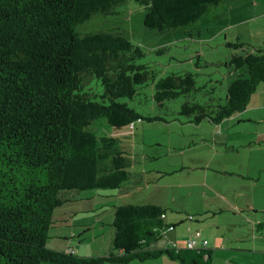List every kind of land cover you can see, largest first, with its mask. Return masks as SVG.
Listing matches in <instances>:
<instances>
[{
    "label": "trees",
    "instance_id": "16d2710c",
    "mask_svg": "<svg viewBox=\"0 0 264 264\" xmlns=\"http://www.w3.org/2000/svg\"><path fill=\"white\" fill-rule=\"evenodd\" d=\"M124 1L0 0V264H129L163 255L181 264H213L202 243L151 248L175 228L165 222L166 211L151 203L114 206L113 249L107 254L83 256L48 244L61 221L56 210L76 195L69 192L117 190L131 178L118 139L98 136L92 122L104 117L123 128L137 120L165 121L145 118L121 101L156 77L136 62L144 55L141 47L121 32L76 31L95 14L116 13ZM137 1L146 10L145 26L166 30L196 21L223 0ZM228 45L230 64L245 65L248 75L229 84L223 102L213 90L205 104L186 100L179 114L191 122L219 124L244 111L264 82V49L242 41ZM92 78L101 82L102 93L86 90ZM201 89L193 73H172L154 83L153 97L162 108Z\"/></svg>",
    "mask_w": 264,
    "mask_h": 264
},
{
    "label": "rangeland",
    "instance_id": "374dc122",
    "mask_svg": "<svg viewBox=\"0 0 264 264\" xmlns=\"http://www.w3.org/2000/svg\"><path fill=\"white\" fill-rule=\"evenodd\" d=\"M145 11V7L137 0H125L116 7V13L95 14L92 18L77 24L76 31L80 35L97 31L121 32L141 47L144 55L136 62L146 66L156 77L155 79L150 77L147 83L139 86L134 98H122L121 101L126 102L145 118L161 116L165 121L137 120L123 128L112 126L104 117L92 122L90 129L98 136L108 135L118 139V148L128 155L131 178L117 190L92 189L69 192L76 195L73 196V200L56 210L55 220L59 218L66 220L64 223L56 224L51 230L49 246L54 243L62 246L72 242L90 252L112 248L113 230L109 224L112 223L114 216V211L111 210L113 204L164 202L166 205L174 207L183 205L187 210H194L192 206L197 202L193 197L200 194L198 199L201 198V192L205 189L198 184L192 186L186 184L190 180H198L196 178L201 172L188 167L189 165L182 170V161L185 164L195 162L202 164L203 160L205 162L213 157L212 167L222 166L233 170L237 167L235 164L239 162L238 159L236 163L234 162L235 156L237 158L252 154L256 157L264 156V149L258 148V145L254 144L251 147L253 149L245 145L249 139L255 142L260 140V137H255V133L257 129L261 131L264 129V122L238 123V119L235 120L233 122L235 125L230 131L232 142L237 144L235 151L219 149L213 155L216 144L212 143L210 138H206L210 141L211 147L203 145V139L198 133L204 129L209 130L212 124L203 121L198 128L199 124L189 122L187 117L179 114L181 105L188 99L202 104L207 103L210 96L207 91L213 90L212 95L223 102L229 84L239 75H248L245 65L236 69L230 64L233 49L228 43L242 41L249 44L248 46L264 48V0H223L217 5L210 6L196 21L166 30L146 27ZM188 72L194 74L196 87L202 89L187 96L182 95L168 100L164 107H159L153 97L154 83L172 73L183 75ZM86 90L92 94H100L103 92V86L98 79L92 78L86 85ZM243 113L254 114L252 111ZM177 169L179 174L176 175L180 179H172L174 176L169 173L165 175V172ZM255 172L257 173L256 169ZM218 176L221 179L224 176L230 177L229 174ZM179 181L183 182L184 186L171 184ZM123 191L128 194L120 196ZM208 196L212 197L210 191ZM203 200L201 198L199 203ZM103 204L105 206L102 208L95 209L96 205ZM67 211L73 212L66 213ZM94 219L103 222V225L98 223V226L100 225L98 233L96 224L92 230H88L87 225ZM103 230L104 232L100 233ZM196 231L189 237H193ZM165 239L166 236H163L158 242ZM215 264H220L219 258Z\"/></svg>",
    "mask_w": 264,
    "mask_h": 264
},
{
    "label": "crops",
    "instance_id": "0c3cea01",
    "mask_svg": "<svg viewBox=\"0 0 264 264\" xmlns=\"http://www.w3.org/2000/svg\"><path fill=\"white\" fill-rule=\"evenodd\" d=\"M252 103L255 105H252ZM244 111H252L254 114L248 115L247 113H243ZM244 111L235 113L219 124L209 121L212 124L209 130L204 129L203 132H198L200 138L203 139V145L211 147L210 141L206 138H210L211 142L216 144V150L213 152V155L219 149L220 151L224 149L226 151H235L237 144L232 142V135L230 133L231 128L235 125L233 123L235 120L238 119V123L251 122L259 124L260 122H264V82L259 84L256 92L251 97L248 107ZM202 123H199L198 128L201 127ZM255 137H260V140L255 142V140L249 139V142L245 143L246 147L251 148L256 144L258 148L264 149V129L262 131L257 129ZM237 159L239 162L235 164L237 167L233 170L222 166L212 167L211 162L213 157L208 158L205 162L203 160L202 164L197 162L195 164H185L184 161L181 162L182 170L187 168L186 165H189L188 167L198 169L201 172V175H198L196 178L198 180H190L186 186L195 184L203 186L205 190L201 192V198L204 200L199 203L201 198L198 199V197L200 194L194 196L193 198L197 202L196 205L192 206L194 210H187L183 205L174 207L170 204L166 205L164 202L151 203L162 207L166 211L165 222L175 226L166 235L165 240L159 241L154 245L152 244L151 248L186 247L187 240L190 238L189 236L194 231L200 230L203 235L202 238L208 240L207 247L210 249L213 264L217 262L218 258L220 259V264H264V189H261L264 187V156L256 157L253 154L243 156V158L235 156L233 158L235 163ZM177 171L179 170L167 171L165 175L169 173L174 176L172 179H180L176 175L179 174ZM218 174H229L230 177L224 176L221 179ZM171 184H175L178 187L184 186V183L181 181L171 182ZM209 191L212 195L211 198L208 196ZM127 194V192L124 193L123 191L120 193V196ZM114 195L112 194V196ZM116 205L120 204H113L112 211H114V206ZM103 206L105 204L96 205L95 209L102 208ZM68 212L73 211H67L66 213ZM190 215L193 216L192 219L189 218ZM64 222L65 219L61 220L58 224ZM98 223L103 225V222L99 221V219H94L87 225L89 226L88 230H92L96 224V231L98 233L100 226H98ZM109 225L112 226V223ZM104 230L100 233H103ZM112 230L114 236L113 226ZM199 243L201 246V239ZM50 247L58 250L71 248L75 253L83 256L104 255L113 249V247H107L102 251L90 252L83 246L79 247L72 242H68V244H63L62 246L54 243ZM129 264L181 263L178 260L169 258L167 255H163L158 259L147 261L134 260Z\"/></svg>",
    "mask_w": 264,
    "mask_h": 264
},
{
    "label": "built area",
    "instance_id": "2783aa9c",
    "mask_svg": "<svg viewBox=\"0 0 264 264\" xmlns=\"http://www.w3.org/2000/svg\"><path fill=\"white\" fill-rule=\"evenodd\" d=\"M164 217V215H163ZM190 218L192 219V216H190ZM174 227L171 226L169 227L168 229L169 230H172ZM201 239V243L202 245H207L208 243V240L207 239H202V233L200 231H196L195 232V235L193 237H190L188 240H187V243H186V247H196V246H199V240Z\"/></svg>",
    "mask_w": 264,
    "mask_h": 264
}]
</instances>
